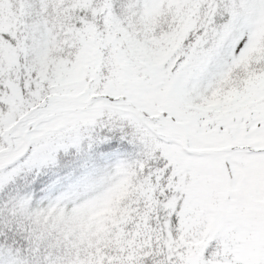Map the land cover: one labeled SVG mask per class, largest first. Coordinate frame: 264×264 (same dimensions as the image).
Returning <instances> with one entry per match:
<instances>
[{"label": "snow or ice", "instance_id": "obj_1", "mask_svg": "<svg viewBox=\"0 0 264 264\" xmlns=\"http://www.w3.org/2000/svg\"><path fill=\"white\" fill-rule=\"evenodd\" d=\"M262 36L264 0H0V264H264V91L206 107Z\"/></svg>", "mask_w": 264, "mask_h": 264}, {"label": "rangeland", "instance_id": "obj_2", "mask_svg": "<svg viewBox=\"0 0 264 264\" xmlns=\"http://www.w3.org/2000/svg\"><path fill=\"white\" fill-rule=\"evenodd\" d=\"M188 19L190 20L191 17H189ZM163 39L166 42L165 47H175L177 42V33L173 32L171 34H165L163 36ZM251 51L256 53L258 57L264 54V36L257 39L256 45ZM250 58L251 54L243 61L245 68L247 67V62ZM228 83L229 86L226 89L224 87H220L216 90V92L212 94V96L206 102V107L215 108L220 106L232 105L244 96V92L256 94L259 91H264V74H249L247 78L243 80L244 91L240 89L239 85L235 81L229 80ZM129 154L130 150L104 153L102 158L96 161V166L101 170L108 169L116 159ZM26 183H28V190L34 195V198L37 201L47 202L56 199L62 194H65L69 188L71 181H68L66 179L65 182L61 183L55 179L54 173H45L42 174V179L38 184H32L22 179L19 182V186L22 187ZM16 190L17 186L14 185L8 189L7 193L0 195H12L16 192ZM83 195L85 194L81 193V198H83ZM119 195L121 197L123 193Z\"/></svg>", "mask_w": 264, "mask_h": 264}, {"label": "trees", "instance_id": "obj_3", "mask_svg": "<svg viewBox=\"0 0 264 264\" xmlns=\"http://www.w3.org/2000/svg\"><path fill=\"white\" fill-rule=\"evenodd\" d=\"M122 196L120 197V195L117 194V196L115 198V202L117 204L119 203V200L122 198ZM115 211H116L115 208H105V209H102L98 215H99V217L107 218L109 216H114L115 215Z\"/></svg>", "mask_w": 264, "mask_h": 264}]
</instances>
